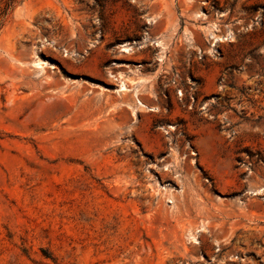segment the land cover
I'll list each match as a JSON object with an SVG mask.
<instances>
[{
    "label": "rangeland",
    "instance_id": "obj_1",
    "mask_svg": "<svg viewBox=\"0 0 264 264\" xmlns=\"http://www.w3.org/2000/svg\"><path fill=\"white\" fill-rule=\"evenodd\" d=\"M1 2L0 264H264V0Z\"/></svg>",
    "mask_w": 264,
    "mask_h": 264
},
{
    "label": "trees",
    "instance_id": "obj_2",
    "mask_svg": "<svg viewBox=\"0 0 264 264\" xmlns=\"http://www.w3.org/2000/svg\"><path fill=\"white\" fill-rule=\"evenodd\" d=\"M15 1H17V0H5V7H4V9L3 10H7V8L11 5V4H13ZM1 0H0V5H1ZM3 13H4V11H3Z\"/></svg>",
    "mask_w": 264,
    "mask_h": 264
},
{
    "label": "bare ground",
    "instance_id": "obj_3",
    "mask_svg": "<svg viewBox=\"0 0 264 264\" xmlns=\"http://www.w3.org/2000/svg\"><path fill=\"white\" fill-rule=\"evenodd\" d=\"M216 40L215 41H218L219 40V38H215ZM123 51H128V48L127 47H123V49H122ZM123 87V86H122ZM123 89H125V87H123ZM141 106H143V105H141ZM144 107V106H143Z\"/></svg>",
    "mask_w": 264,
    "mask_h": 264
}]
</instances>
